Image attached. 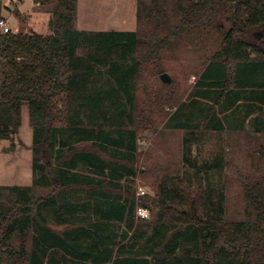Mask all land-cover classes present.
Segmentation results:
<instances>
[{"label": "trees", "instance_id": "trees-1", "mask_svg": "<svg viewBox=\"0 0 264 264\" xmlns=\"http://www.w3.org/2000/svg\"><path fill=\"white\" fill-rule=\"evenodd\" d=\"M33 1L54 3L50 34L0 35V141L11 142L5 153L15 150L26 106L33 129L31 186L50 191L33 201L31 186L0 187L17 199L15 212L0 217V264H149L177 252L188 264H264V175L244 182V220L202 219L194 204L185 212L164 207L174 220L160 215L148 237L115 230L120 222L133 229L138 202L114 177L104 178L113 166V172H136L131 156L119 150L127 147L126 134L134 137L147 120L136 104V80L143 66L153 65L158 79L165 73L164 48L193 34L211 40L215 51L195 87L201 98L216 94L217 106L232 90H264V0H139L136 19L148 27L143 38L139 30L84 38L88 34L75 27L77 0ZM257 34L261 39L251 43ZM81 38L94 47L93 56H77ZM209 121L223 130L213 106L202 117L205 126ZM249 125L264 135V119ZM259 157L264 163V150Z\"/></svg>", "mask_w": 264, "mask_h": 264}, {"label": "rangeland", "instance_id": "rangeland-1", "mask_svg": "<svg viewBox=\"0 0 264 264\" xmlns=\"http://www.w3.org/2000/svg\"><path fill=\"white\" fill-rule=\"evenodd\" d=\"M0 1V19H4L11 32L16 29L21 34L31 30L44 36L50 34L53 2L37 5L33 0ZM138 1L77 0L75 27L88 34L84 38L112 30H139L143 38L148 27L144 22L140 25L137 22ZM195 35H192V40L183 38L173 48L161 51L163 69L172 80L170 87L161 85L153 65L143 66L136 80V104L147 120L143 118L144 122H141L140 119L141 124L135 128L136 131L129 127V132L134 130V137L126 134L124 145L127 147L119 150L120 155L131 156L135 174L125 175L119 168L118 172H113L114 166L105 171L104 178L114 177L122 192L132 191L137 198L133 229L128 230L123 222L113 223L115 230L127 232L129 236L133 231L150 236L155 221L162 214H165V221L174 220L172 214L164 213V207L185 212L194 204L202 219L242 221L246 210L244 182L264 175V163L259 157L260 151L264 150V135L254 133L249 125L253 118L264 119L261 117L264 90L255 93L232 90L224 96L221 106L215 105L217 95L212 92L208 93L207 99L197 96L195 84L198 74L215 47L210 46V39L195 40ZM84 38H81L76 54L87 58L94 55V47ZM260 39L261 35L257 34V39L250 37L249 41L255 43ZM193 101L197 103L192 104ZM209 106L215 108V115L223 124L222 131L217 129V121H209L208 126L202 122ZM146 124L152 128L144 129ZM32 139L28 109L23 106L21 126L14 138L15 150L1 152L11 142L0 141V184L31 186ZM216 161H220L221 167L210 168ZM207 176L210 177L209 182L205 180ZM30 188L33 201L50 191L45 187ZM16 208L15 195L6 189L0 190V217L14 213ZM50 227L56 231L63 229L53 224ZM143 244L141 241L140 245ZM176 254V257L158 256L147 259V262L188 264L183 253Z\"/></svg>", "mask_w": 264, "mask_h": 264}, {"label": "built area", "instance_id": "built-area-1", "mask_svg": "<svg viewBox=\"0 0 264 264\" xmlns=\"http://www.w3.org/2000/svg\"><path fill=\"white\" fill-rule=\"evenodd\" d=\"M37 5H39V3H37ZM0 31H1V34L18 33L16 29L15 30L13 29L12 32H11V28L7 26V24L4 21V19H0Z\"/></svg>", "mask_w": 264, "mask_h": 264}, {"label": "water", "instance_id": "water-1", "mask_svg": "<svg viewBox=\"0 0 264 264\" xmlns=\"http://www.w3.org/2000/svg\"><path fill=\"white\" fill-rule=\"evenodd\" d=\"M159 79L163 84H170L171 83V79L166 73L159 75Z\"/></svg>", "mask_w": 264, "mask_h": 264}, {"label": "crops", "instance_id": "crops-1", "mask_svg": "<svg viewBox=\"0 0 264 264\" xmlns=\"http://www.w3.org/2000/svg\"><path fill=\"white\" fill-rule=\"evenodd\" d=\"M5 149V147L2 149V150H4ZM1 152H3L4 153V151H1ZM5 186H12V185H8V184H0V187H5Z\"/></svg>", "mask_w": 264, "mask_h": 264}]
</instances>
